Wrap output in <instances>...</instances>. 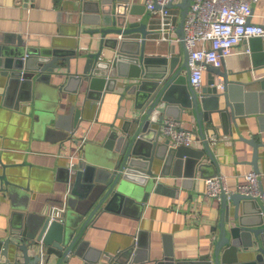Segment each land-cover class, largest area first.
I'll use <instances>...</instances> for the list:
<instances>
[{
	"label": "crops",
	"instance_id": "1",
	"mask_svg": "<svg viewBox=\"0 0 264 264\" xmlns=\"http://www.w3.org/2000/svg\"><path fill=\"white\" fill-rule=\"evenodd\" d=\"M128 4L129 8L136 6L135 11H142L144 0H129ZM108 9L109 5L103 0H84L83 5L79 0H0V33L19 34L27 46L50 49L52 53L63 56L71 55V73L81 74L86 61L84 52L96 51L100 39L85 30L95 28V21L107 16ZM252 13L251 22L264 24V0L253 7ZM143 14H128V20L136 22ZM156 26V22L150 19L147 29L154 31ZM156 35L155 31L148 35L145 55L154 59L176 56L182 61V44L177 42L171 47L166 42H157ZM139 38L140 33H137L121 39L137 41ZM247 45L242 42L235 47L233 54L225 57L224 63L230 72L243 73L238 75L239 79L253 80L261 77L264 70L245 72L252 66L251 56L244 52ZM133 49V46L129 47L130 51ZM104 52V59H113L115 52ZM57 64L60 67L55 70L61 73L51 75L41 98L37 94L30 99V91L18 85L7 95L8 78L0 73V173L5 171L6 178L16 185H4L5 191H0V263L4 259L1 254L3 241L18 234L27 221H34L39 215L48 216V209L53 206L65 207L64 212H67L70 194L65 168L70 166V156L83 164L101 159L111 151L104 148V139L111 131L121 133L122 128L134 127L126 122L137 113L133 99L123 94L126 79L118 78L114 91L103 96L90 93L93 98L86 93L85 83L67 82L65 61L59 60ZM111 69L97 72L115 75V69ZM208 74L205 70L203 85ZM62 85L67 90H61ZM248 89H259V85ZM57 98L60 104L54 110L56 117L61 119L57 124L56 119L51 121L48 126L50 132H39L34 124L37 114L50 112ZM213 117L216 133L208 122H204V128L211 141L218 170L204 156L202 173L197 171L193 178L186 179L184 172L187 167L176 162V158L166 167H163V161L156 160L153 172L157 175L156 183H160L157 190L149 191L145 201L115 202L94 223V227L89 226L86 239L100 250V262L105 259V253L115 255L129 247H134L133 257L139 262L145 259L142 264H151L146 262L150 256L159 258L165 251L172 253L175 262H187L212 250L221 207L220 197L209 198L206 195L205 179L224 175L227 189L235 192L236 186L244 182L246 173L254 171L250 162L253 155L251 146L240 140L233 125L232 135H225L224 126L216 115ZM164 119L178 121L181 127L198 138L188 147L191 155L203 150L193 117L174 112L166 114ZM237 124L242 136H255L257 141L263 142L258 148L257 173L264 189V132L259 134L258 122L253 115H245L238 119ZM157 125L153 127L157 128ZM160 138L168 142L164 135ZM8 248L9 260H12L15 248L11 245ZM253 250L250 249L248 257L241 260L253 259ZM87 254L89 257L98 256L95 250ZM73 263L82 264V261L75 258Z\"/></svg>",
	"mask_w": 264,
	"mask_h": 264
},
{
	"label": "water",
	"instance_id": "2",
	"mask_svg": "<svg viewBox=\"0 0 264 264\" xmlns=\"http://www.w3.org/2000/svg\"><path fill=\"white\" fill-rule=\"evenodd\" d=\"M192 1L181 0L180 3L171 2L167 6L179 9L176 32L184 50L182 61L176 56L154 59L145 55L147 37L155 30L147 29L149 16L147 13L143 14L145 6L141 5L142 11H135L136 6L129 8V0H103V3L109 5L108 15L102 16L100 21L97 19L95 28L85 30L90 35L100 37L99 46L96 51L84 52L86 61L81 74L71 73V55L63 56L57 52L52 53L50 49L27 46L25 39L19 34L0 33V73L8 78L7 95L18 85L30 91V99L37 94L41 98L44 85L49 84L51 75L61 73L55 69L60 67L58 61L63 60L67 82L85 83L89 97L94 92L98 97L114 91L118 78L126 79L123 94L133 99L137 110L126 121L130 126L133 124V128H122L121 133L111 131L104 139V148L111 151L103 158L87 164H70L65 168L70 194L65 218L62 221L51 220L48 214L39 215L34 221H27L18 234L3 241L1 254L4 259L0 264H74L75 258L81 259L82 264H142L145 259L140 263L133 257L134 247L115 255L105 253V259L100 262V250L91 246L86 239L89 226L94 227V223L115 202L145 201L149 191L157 190L160 183H156L157 175L153 172V167L158 159L166 167L176 158V162L187 167L184 172L186 179L193 178L197 171L202 173L204 156L218 170V162L204 128V122H208L212 125L211 130L216 133L214 115L224 126L222 129L225 135H232V127L235 126L240 140L251 146L253 155L250 162L254 171L259 172L258 148L263 142L257 141L255 136H242L237 121L245 115H253L258 122L259 134L264 132V74L253 80H242L238 75L243 73L230 72L222 60L220 67L204 65L209 72L205 85L198 89L190 85L183 27ZM79 3L83 5L84 0H79ZM136 13L143 14V17L136 22H129L127 15ZM137 33H140L137 41L119 38L120 35L124 37ZM245 42L251 49L252 65L245 72L264 70V39L251 37ZM130 46L134 47L131 51ZM104 50L115 52L113 59H104ZM111 68L115 69V75L111 72H97L109 71ZM219 82L222 89L218 87ZM254 85H259V89H248ZM63 87L64 85L60 87L61 90H67ZM59 104L60 100L57 98L50 112L37 114L34 124L39 132H50L48 126L51 121L56 119L57 124L61 119L60 116L56 117L54 110ZM174 112L179 115L187 113L197 122L203 150L195 151V155L190 154L191 149L188 147H170L168 142H163L160 138L163 136L164 116ZM155 124H158L157 128L153 127ZM4 185L16 186L6 178L5 171L0 173V191H5ZM220 207L217 235L210 252L194 261L175 262L172 253L165 251L159 258L150 256L146 262L264 264V206L260 200L237 191L229 195L222 193ZM9 245L15 248L12 260H9ZM250 249H254L253 259L241 260L248 257ZM90 250H95L98 256L89 257L87 253Z\"/></svg>",
	"mask_w": 264,
	"mask_h": 264
},
{
	"label": "built area",
	"instance_id": "3",
	"mask_svg": "<svg viewBox=\"0 0 264 264\" xmlns=\"http://www.w3.org/2000/svg\"><path fill=\"white\" fill-rule=\"evenodd\" d=\"M263 0H193L189 5L184 21V46L188 51L189 83L198 89L203 86L204 65L220 67L221 61L233 54L235 47L251 37L264 39V24L250 21L253 7ZM181 0H144L145 13L149 20L156 22L155 40L174 45L180 42L176 29L178 27L179 9L167 7L170 3ZM158 5V8H156ZM120 38H123L120 35ZM148 38V37H147ZM140 39V38H139ZM246 43V42H245ZM244 52L251 54L247 45ZM220 89L223 88L220 82ZM162 132L171 147H190L198 140L190 131L181 127L172 119H163ZM212 141L216 139L212 138ZM70 164L77 163L73 155ZM1 166V162H0ZM259 173L251 171L244 176V182L236 186L242 195L260 200L264 206V189L260 185ZM206 195L219 198L222 193L229 195L233 191L227 189L226 177L214 175L205 179ZM65 207L53 206L48 209L51 220H62ZM43 249H41V252ZM43 253V252H42Z\"/></svg>",
	"mask_w": 264,
	"mask_h": 264
}]
</instances>
